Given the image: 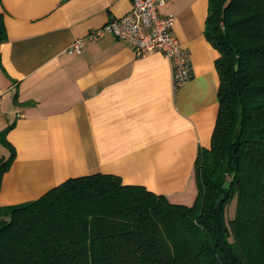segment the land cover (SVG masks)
<instances>
[{"label":"crops","instance_id":"1","mask_svg":"<svg viewBox=\"0 0 264 264\" xmlns=\"http://www.w3.org/2000/svg\"><path fill=\"white\" fill-rule=\"evenodd\" d=\"M130 0H0V204L31 201L70 177L114 173L170 201L192 204L195 164L219 111V51L206 37L210 0H173L172 33L192 76L175 87L168 58L137 56L108 34L68 47L130 11ZM215 61V62H214ZM176 202V201H172Z\"/></svg>","mask_w":264,"mask_h":264},{"label":"trees","instance_id":"2","mask_svg":"<svg viewBox=\"0 0 264 264\" xmlns=\"http://www.w3.org/2000/svg\"><path fill=\"white\" fill-rule=\"evenodd\" d=\"M204 24L219 51V111L194 162L196 201L114 173L70 177L0 204V264H264V0H210ZM12 157L0 158V189Z\"/></svg>","mask_w":264,"mask_h":264},{"label":"built area","instance_id":"3","mask_svg":"<svg viewBox=\"0 0 264 264\" xmlns=\"http://www.w3.org/2000/svg\"><path fill=\"white\" fill-rule=\"evenodd\" d=\"M172 1L130 0V11L76 38L68 47V51L82 53L88 42L111 34L131 44L137 56L161 51L171 63V76L175 87L179 88L191 78L192 66L188 52L179 38L172 33L176 16L160 11L161 7Z\"/></svg>","mask_w":264,"mask_h":264},{"label":"rangeland","instance_id":"4","mask_svg":"<svg viewBox=\"0 0 264 264\" xmlns=\"http://www.w3.org/2000/svg\"><path fill=\"white\" fill-rule=\"evenodd\" d=\"M173 199H172V201H176V202L180 201L179 198L175 199V200H173ZM235 211H236V200H233L231 205H230V207H229V212L228 213H230V215H234Z\"/></svg>","mask_w":264,"mask_h":264}]
</instances>
